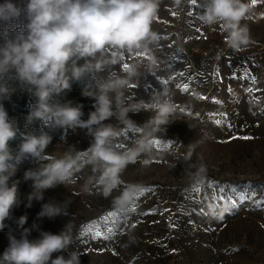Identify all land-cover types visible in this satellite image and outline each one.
<instances>
[{
  "label": "rangeland",
  "instance_id": "1",
  "mask_svg": "<svg viewBox=\"0 0 264 264\" xmlns=\"http://www.w3.org/2000/svg\"><path fill=\"white\" fill-rule=\"evenodd\" d=\"M26 2L14 0L22 9ZM202 4L203 0H195L174 9L172 0H161L152 24L157 40L150 46L157 65L153 72L141 67L133 81L135 87L125 91L127 103H148L167 88L176 105L169 122L156 133L154 141L159 143H154L152 163L147 167L139 161L129 164L121 174L120 186L107 198L96 186L89 192L82 190L93 175L91 166H85L69 182L45 190L42 201L33 200L32 206L26 207L34 182L25 179L26 172L48 163V157L61 158L69 149L73 154L86 151L92 142L86 128H59L51 121H40L41 129L32 133L43 130L52 136V141L39 161H24L17 166L12 179L19 182L22 203L14 209V219L6 220L0 231V255L8 246L9 231L20 238L15 219L27 215L25 227L36 225L28 237L33 241L40 239L43 232L58 234L68 225L74 237L69 251L81 254V264H264V91L255 93L259 97L256 100L245 92L252 86L249 81L230 78L233 73L242 76L248 69L257 77L255 87L264 90V74L244 65L256 44L264 43V0H258L241 21L249 28L251 42L240 50L227 46L222 26H206L200 21ZM5 42L6 37L0 33V46ZM134 61L147 63V54L125 55L114 68L123 75L122 65ZM217 68L222 83L217 82ZM181 72L184 76L179 75ZM163 80L168 84L163 85ZM184 83L189 84L187 93L181 90ZM229 85L234 94L228 92ZM10 89L8 97L15 98L14 87ZM82 92L79 90L77 96L63 103L82 105V120H87L95 101ZM201 95L209 99L202 100ZM212 97L223 103H213ZM211 112H226L227 120L216 126L209 118ZM151 115L147 108L130 112L134 128L126 127L116 117L104 123L122 130L117 146L123 145L118 148L123 151L142 134L134 129H142ZM245 136L252 139L239 138ZM144 158L147 155L141 157ZM201 166L203 173H199ZM196 181L202 191L193 199L191 188ZM130 183L144 189L136 197V210L128 214L126 222L121 218L111 239L93 238L95 231H106L110 226L111 222L102 218L116 212L114 199ZM253 193L251 199H243ZM221 195L235 200L236 207L226 210L224 201L214 199ZM50 201L60 202L67 214L38 219L42 204ZM149 210L151 214L146 215ZM172 224L176 226L170 227Z\"/></svg>",
  "mask_w": 264,
  "mask_h": 264
},
{
  "label": "clouds",
  "instance_id": "2",
  "mask_svg": "<svg viewBox=\"0 0 264 264\" xmlns=\"http://www.w3.org/2000/svg\"><path fill=\"white\" fill-rule=\"evenodd\" d=\"M191 2L172 0V6L180 8ZM160 3L161 0H27L24 9L14 0L0 3V24L5 25L6 37L0 46V100L10 96L12 89L6 78L14 77L37 98L29 123L51 121L59 128L80 126L92 137L86 151L73 154L69 149L61 158L48 157V163L25 173V179L34 181L26 207H31L33 200L42 201L45 190L69 182L85 166H91L93 175L82 190L89 192L96 186L107 198L120 186L121 174L129 164L139 161L147 167L152 163L156 133L163 130L177 110L167 88L147 103L152 115L131 147L120 151L117 144L122 130L104 122L116 117L126 127H136L129 113L144 108L145 102L127 103L125 91L139 76L141 67L153 72L157 65L150 46L157 40L152 24ZM251 10L252 0H203L199 19L206 26H222L227 46L240 50L251 42L248 26L241 23ZM22 16L25 31H10L7 25ZM138 52L147 54V63H127L123 75L115 70L114 66L121 64L125 55L133 57ZM92 76L95 79L82 92L95 101L87 120H82V105L54 102L55 97L71 89L73 82ZM17 131L0 103V231L6 220L14 219L13 211L22 203L19 182L12 179L17 166L25 159L39 161L52 141V136L43 130L39 134H22V142L13 155L10 142L16 139ZM143 155L147 158L141 159ZM204 171L201 166L199 173ZM141 190L139 184H128L114 199L115 205L129 207ZM66 214L60 202L50 201L42 204L37 218L53 219ZM27 220V215L15 219L20 238L9 231V243L0 255V264H81V254L69 251L74 237L68 225L58 234L43 232L40 239L33 241L28 237L36 225L25 227ZM54 253L58 254L55 258Z\"/></svg>",
  "mask_w": 264,
  "mask_h": 264
},
{
  "label": "snow or ice",
  "instance_id": "3",
  "mask_svg": "<svg viewBox=\"0 0 264 264\" xmlns=\"http://www.w3.org/2000/svg\"><path fill=\"white\" fill-rule=\"evenodd\" d=\"M191 3H195V0H192ZM258 3V0H252V6L256 5ZM172 15H176L175 12L172 13ZM191 15V13H190ZM142 54L141 53H137L136 56H141ZM127 63H124L122 65V68L126 67ZM180 76H184V73L181 72L179 73ZM215 76H216V79H217V82H223V77L220 75V70L219 68H217L215 70ZM231 79L235 80V79H243V80H247L250 82V84L252 86H249L245 89V92L250 96V97H253L254 99L258 100L259 97H255V93L257 92H260V91H264L262 89H259L257 87H255L256 83H257V77L255 75H252L251 72L246 69L243 73L242 76H237L236 73H233L230 77ZM161 83L163 85H167L168 84V80H163L161 81ZM130 87H135L134 84L130 85ZM178 88H181V85H177ZM181 90L185 93H187L189 91V84L188 83H184ZM228 92L230 94H234V90L233 88L231 87V85L228 86L227 88ZM200 99L202 100H207L209 99L207 96H203L201 95L200 96ZM212 102L213 103H217V104H222L223 102L220 101L218 98L216 97H212ZM148 107V104L145 103L144 105V108H147ZM209 115V118L213 120V123L216 125V126H221L222 124H224V122L227 120V113L226 112H211L208 114ZM217 117H220V118H217ZM229 127H231V124L229 123L228 124ZM134 131L136 132H141L142 130L140 128H135ZM237 137H233V139H235ZM241 139H245V140H248V139H252V137H249V136H245V137H239ZM153 143H159V141H153ZM118 148H122L123 145H118L117 146ZM209 184L211 185L212 182L209 181ZM142 192L144 191V189L141 190ZM202 191V186L200 184L199 181H196L192 188H191V192L193 194V199H197L200 195ZM222 191V190H221ZM255 193L251 194V196H246V197H243V199H251L252 196H254ZM214 199H218L220 201H224L225 205H226V210L228 211H231L232 208H235L236 207V201L233 200L231 197H228V198H225L223 195L219 196V197H214ZM259 203V202H257ZM230 205V207H229ZM136 210V205L135 203H133L132 205H130L129 207L127 208H118L116 210V212H108L107 215H105L102 219L105 221V222H111L110 226H107L106 228V231H95L94 233V237L93 238H97V237H103L105 239H111L112 236L115 234V232L119 229V226L121 224V218H123V220L126 222L127 219H128V214L131 213V212H134ZM151 211L152 210H149V213H145L146 215L147 214H151ZM165 211H170L168 209H166ZM215 215V213H214ZM93 224H95L96 222L93 221L92 222ZM176 225L175 224H172L170 225V227H175ZM89 230L91 231V226L89 227Z\"/></svg>",
  "mask_w": 264,
  "mask_h": 264
},
{
  "label": "trees",
  "instance_id": "4",
  "mask_svg": "<svg viewBox=\"0 0 264 264\" xmlns=\"http://www.w3.org/2000/svg\"><path fill=\"white\" fill-rule=\"evenodd\" d=\"M24 20V16L20 19L16 20L13 24L7 25L10 31L14 29H19V31L23 32L25 29L23 28L21 21ZM5 25L0 24V33L3 37ZM83 63V61H80ZM95 77H89L88 80L85 81H75L72 83V87L70 90H66L60 96L54 98V102L63 103L66 102L73 97L78 95V91L84 89L88 82L94 80ZM6 83L8 87H14L15 89V98H4L0 100V103L3 104L5 110L8 113L9 119L14 121L17 127V137L13 141L10 142V147L12 149L13 155L18 151L19 145L22 142V134H26L29 132L39 131L41 129L40 121H33L29 123L28 117L31 113L32 107L36 104L37 98L34 93L29 91L28 87L22 85L17 79L14 77L6 78ZM26 161H31V159H25ZM24 161H22L19 165H21ZM18 165V166H19Z\"/></svg>",
  "mask_w": 264,
  "mask_h": 264
},
{
  "label": "built area",
  "instance_id": "5",
  "mask_svg": "<svg viewBox=\"0 0 264 264\" xmlns=\"http://www.w3.org/2000/svg\"><path fill=\"white\" fill-rule=\"evenodd\" d=\"M253 53L245 58L244 65L264 74V43L256 44Z\"/></svg>",
  "mask_w": 264,
  "mask_h": 264
}]
</instances>
